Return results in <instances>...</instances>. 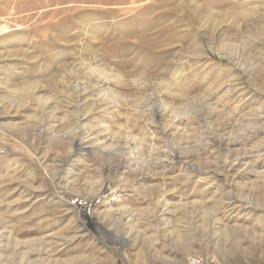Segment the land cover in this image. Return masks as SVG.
Returning a JSON list of instances; mask_svg holds the SVG:
<instances>
[{
  "label": "rangeland",
  "instance_id": "374dc122",
  "mask_svg": "<svg viewBox=\"0 0 264 264\" xmlns=\"http://www.w3.org/2000/svg\"><path fill=\"white\" fill-rule=\"evenodd\" d=\"M191 256L264 264V0H0V264Z\"/></svg>",
  "mask_w": 264,
  "mask_h": 264
},
{
  "label": "bare ground",
  "instance_id": "6f19581e",
  "mask_svg": "<svg viewBox=\"0 0 264 264\" xmlns=\"http://www.w3.org/2000/svg\"><path fill=\"white\" fill-rule=\"evenodd\" d=\"M107 164H108V163H107ZM117 168H118V167H117ZM113 170L115 171V168H113ZM106 171H107V170H106ZM107 172H108V171H107ZM110 173H111V172H110ZM111 176H112V175H111ZM66 196H67V195H66ZM64 197H65V196H64ZM71 197H72V196H71ZM80 198H81V197H79L78 200H80ZM82 198H83L84 201H86L85 204L88 206V205H89L88 202H89V200H90L89 197H86V198H85V197H82ZM87 198H88V199H87ZM65 199H66V198H65ZM73 199H76V198H72L71 200H73ZM66 200H67V199H66ZM66 200H65V201H66ZM70 204H71V203H70ZM83 205H84V204H83ZM192 258L200 259L199 263H201V264H215V263H208V262H205L201 257H198V256H191V257L187 258V261H186V262L190 261Z\"/></svg>",
  "mask_w": 264,
  "mask_h": 264
},
{
  "label": "built area",
  "instance_id": "2783aa9c",
  "mask_svg": "<svg viewBox=\"0 0 264 264\" xmlns=\"http://www.w3.org/2000/svg\"><path fill=\"white\" fill-rule=\"evenodd\" d=\"M200 259L192 258L187 264H201L199 263Z\"/></svg>",
  "mask_w": 264,
  "mask_h": 264
}]
</instances>
